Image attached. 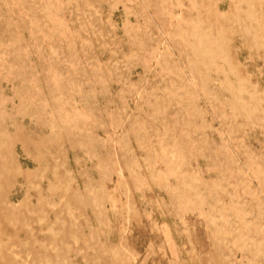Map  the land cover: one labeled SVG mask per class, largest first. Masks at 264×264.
<instances>
[{
    "label": "rangeland",
    "instance_id": "obj_1",
    "mask_svg": "<svg viewBox=\"0 0 264 264\" xmlns=\"http://www.w3.org/2000/svg\"><path fill=\"white\" fill-rule=\"evenodd\" d=\"M0 264H264V0H0Z\"/></svg>",
    "mask_w": 264,
    "mask_h": 264
}]
</instances>
